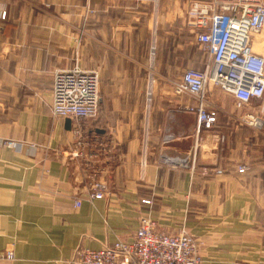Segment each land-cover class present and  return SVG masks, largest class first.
Segmentation results:
<instances>
[{
    "label": "crops",
    "instance_id": "obj_1",
    "mask_svg": "<svg viewBox=\"0 0 264 264\" xmlns=\"http://www.w3.org/2000/svg\"><path fill=\"white\" fill-rule=\"evenodd\" d=\"M188 1L0 0V264H70L132 242L143 216L195 238L202 264H264V134L214 87L199 131L174 93L210 59ZM75 68L100 77L85 121L51 113L54 75Z\"/></svg>",
    "mask_w": 264,
    "mask_h": 264
},
{
    "label": "built area",
    "instance_id": "obj_2",
    "mask_svg": "<svg viewBox=\"0 0 264 264\" xmlns=\"http://www.w3.org/2000/svg\"><path fill=\"white\" fill-rule=\"evenodd\" d=\"M188 19L210 59L203 70L188 69L174 84V93L196 100L191 110L196 112L198 130H210L216 122L207 97L214 87L232 96L238 109L256 108L241 118V124L264 134V56L253 49L254 37L264 31V0L200 1L190 9ZM52 93L54 117L85 121L98 116V73L80 68L59 71ZM78 147L83 149L81 142ZM95 189L91 198L102 199L104 186L96 183ZM13 259V252L0 255V260ZM70 264H202V258L199 243L190 234L159 233L155 222L143 216L132 242L117 241L99 250L80 248Z\"/></svg>",
    "mask_w": 264,
    "mask_h": 264
},
{
    "label": "rangeland",
    "instance_id": "obj_3",
    "mask_svg": "<svg viewBox=\"0 0 264 264\" xmlns=\"http://www.w3.org/2000/svg\"><path fill=\"white\" fill-rule=\"evenodd\" d=\"M200 1H203V2H206V0H190V1H188V5H189V7L188 8H192V7H194V5H195V3H197V2H200ZM208 1V0H207ZM190 9H189V11H190ZM264 32V31H263ZM262 32V33H263ZM262 33L261 34H259V35H257V36H255L254 37V40H253V49H254V51L257 53V54H259V52H260V49L263 47V46H260V38H261V35H262ZM209 102H211V100L209 99ZM212 103V102H211ZM235 106H236V103H235ZM236 108H237V106H236ZM237 110L239 111V112H241V114L239 115V118L237 119V122L238 123H241V118L245 115V114H247L249 111H247V110H242V109H238L237 108Z\"/></svg>",
    "mask_w": 264,
    "mask_h": 264
}]
</instances>
